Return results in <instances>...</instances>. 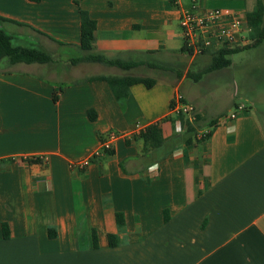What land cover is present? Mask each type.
Returning <instances> with one entry per match:
<instances>
[{"label": "crops", "instance_id": "obj_1", "mask_svg": "<svg viewBox=\"0 0 264 264\" xmlns=\"http://www.w3.org/2000/svg\"><path fill=\"white\" fill-rule=\"evenodd\" d=\"M191 1L0 0L12 42L53 57L0 69V264H264V110L244 106L231 118L234 110L216 106L203 84L212 70L196 76L212 53L183 48L179 10ZM195 2L246 14L256 4ZM79 10L95 21L92 53L145 64H72L83 54ZM94 75L155 84H133L117 100L106 81L87 80ZM176 92L202 118L197 138L209 137L144 149L139 134L149 124L166 142L182 133L170 110ZM111 133L110 150L69 166Z\"/></svg>", "mask_w": 264, "mask_h": 264}, {"label": "trees", "instance_id": "obj_2", "mask_svg": "<svg viewBox=\"0 0 264 264\" xmlns=\"http://www.w3.org/2000/svg\"><path fill=\"white\" fill-rule=\"evenodd\" d=\"M38 1V0H33ZM80 15V44L79 49L83 53L77 58L70 59L72 64L78 62H99L107 65H112L119 67L124 70H128L135 66L145 64L143 61H121V60H112L104 57L98 53H92V41H93V32L95 30V21L90 18L88 13L84 10H79ZM247 23L250 27L249 36L252 38L253 42L249 45L243 47H235L231 49H220L211 54L210 63L204 70L196 73V76H200L202 73L225 67L229 65L230 60L226 57L234 51L239 49L236 48H247L250 46L258 45L264 39V1L256 0L255 7L253 10L246 15ZM184 48V47H183ZM6 58L10 65L18 63H39L45 64L53 61L52 55L38 47L34 46H23L14 44L11 40L10 35H8L4 30L0 28V59ZM147 64V63H146ZM148 65V64H147ZM150 66H156L149 64ZM158 67V66H157ZM101 79L107 82L109 87L114 91L115 97L117 100L124 99L127 94L129 87L136 83H142L145 87L150 88L155 84V79L152 77H140V76H109V75H94L87 78V80H96ZM53 99H56V95H53ZM88 115L91 119L94 118L93 111H88ZM180 123L182 126V133L178 136H174L169 141H165L162 137V132L157 123H152L147 125L143 131L140 132L139 137L143 141L144 149L146 145L151 143L154 149L163 148L164 146L174 147L180 143L189 144L193 140H204L209 137L210 131L205 133L200 138H197L198 128L201 127L202 118L199 115H195L192 120H190L186 115L179 114ZM185 116V117H184ZM215 120H209L206 122V125H214ZM116 221L118 225L122 224V216L116 214ZM8 231L3 228V236L7 237ZM108 245L114 246L117 244L115 235L108 234Z\"/></svg>", "mask_w": 264, "mask_h": 264}, {"label": "built area", "instance_id": "obj_3", "mask_svg": "<svg viewBox=\"0 0 264 264\" xmlns=\"http://www.w3.org/2000/svg\"><path fill=\"white\" fill-rule=\"evenodd\" d=\"M177 3L179 0H172ZM246 13L241 10L230 8H208L200 9L195 0L186 9L179 10L178 25L181 31L183 47L191 55H200L206 52H216L220 49H231L243 47L253 42L249 36L250 27L247 23ZM244 105L239 104L230 114L231 118L237 116L238 111H243ZM170 110L176 115H186L190 120L196 115L193 104L186 101L182 93L176 92L170 104ZM206 132H202L203 136ZM116 138V134L111 133L108 139L101 142L100 149L92 153L91 156L71 162V168H84L90 163L92 157L101 155L110 150L111 141Z\"/></svg>", "mask_w": 264, "mask_h": 264}, {"label": "rangeland", "instance_id": "obj_4", "mask_svg": "<svg viewBox=\"0 0 264 264\" xmlns=\"http://www.w3.org/2000/svg\"><path fill=\"white\" fill-rule=\"evenodd\" d=\"M236 49L239 50L226 56L229 65L212 70L203 84L210 85L216 106L223 110H235L238 104L249 110H264V39L258 45ZM8 66L6 58L0 59V69ZM91 68L86 66L81 70L88 73Z\"/></svg>", "mask_w": 264, "mask_h": 264}]
</instances>
